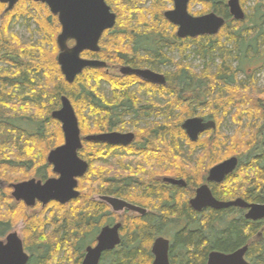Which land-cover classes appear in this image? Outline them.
<instances>
[{
	"label": "trees",
	"instance_id": "16d2710c",
	"mask_svg": "<svg viewBox=\"0 0 264 264\" xmlns=\"http://www.w3.org/2000/svg\"><path fill=\"white\" fill-rule=\"evenodd\" d=\"M106 1L117 15V24L113 30L104 34L100 42L101 52L99 54L85 52L82 55L86 59L106 62V68L86 69L71 85L66 82L56 61L53 63V59H51L47 63L45 62L46 57L43 50L38 56L39 60H33L39 65L30 61L25 63L23 59L21 61L16 56L14 59L18 64V70L17 74H13L16 77L10 80L0 78V94L5 91L19 96L21 102H25L23 107L27 113L25 117L28 122L34 121L44 127L53 123L49 117L50 112L55 110L56 106L60 107L62 96H67L74 108L76 107L75 110L78 109V106H83L85 110L89 111V118L94 123L92 126L95 129L94 132L101 133L125 130L128 128L125 117L156 115L157 106H153L152 103L144 105L139 98V93L147 89L154 94L151 96L150 102H153L152 99L157 96L167 102L169 110L167 120L171 122V124H167L166 122L148 121L142 126V124L135 123V120L132 121V127L140 134L138 139L144 138L145 140L142 154L155 156L163 155L161 152L158 153V150L160 145L165 146L166 144L170 146L169 152L177 154L175 148L181 150L182 142L187 143L189 148L204 150L207 153L221 150L223 143L230 142V139L227 141L220 133L219 128L223 118L230 115L235 109L237 113L232 119L239 127L232 142L235 146L240 145V151L234 154L239 159V167L223 184H210V186L213 195L218 200L232 201L242 198L249 203L264 204V95L252 98V102L245 100V91L248 92V89L238 86L237 76L240 69L233 68L230 63L229 60L234 51L227 47L228 45L234 46L235 50H239L249 39L251 43L248 45L247 52L250 53L253 43H256L257 48L259 45H264V31L261 25L264 15L252 20L250 25L254 24V27H248L250 17L247 16L243 22L235 21L226 5L227 0H194V2H202L206 10L214 11L217 15L225 18L226 25L217 36L181 40L177 37V28L164 17L167 12L165 4L171 0ZM257 1L255 11L259 13L263 2L262 0ZM150 2L151 5L146 7ZM241 4L244 8L245 0H242ZM0 6L3 5L0 3ZM40 22L42 28V21ZM45 26L43 25V27ZM147 41V52L142 55L140 43ZM149 41L153 42L154 46L153 43L151 46ZM194 46L198 48L195 53L204 61L209 60L213 64L216 58L221 59L222 62L216 71L212 70L210 63H206L204 71L197 74L190 65L175 62L169 56L172 52H178L181 57H184V60H187ZM9 48H13L10 51L14 55L35 56V53L37 54L34 51L25 52L19 41L7 39L2 42L0 47V62L6 63L5 55L10 52ZM253 51L255 58L264 54V50ZM24 58L26 59L25 56ZM54 64L56 69H54ZM161 64H171L177 70L173 73H166L168 84L165 87H153L142 84L134 76H121L119 73H112L113 69L124 65L154 69ZM55 72L57 73V85H54L55 79L52 77ZM104 83L109 86L108 94L101 91ZM233 83L235 84L233 85ZM137 85L142 87L137 90ZM232 91L233 95H231ZM224 92L228 94L224 96ZM234 96L237 97L234 98ZM50 99L54 101L51 107H49ZM186 103L193 108L191 115L196 113L197 109L202 108L212 111V114H208L206 118L214 120L217 128L206 133L210 134L209 138H204L206 134H203L198 142L192 143L182 129L181 121L172 122V118L176 114L173 113L178 110V106ZM246 113H248L246 116L251 120L256 115L263 119L253 126L244 124ZM12 122L7 127L0 123V137L4 135L5 130L20 132ZM82 122L89 133L91 126H88V120L85 119ZM44 133H46L45 128L41 131L42 135L26 134L25 137L28 141L35 142L45 138ZM82 133L85 134L83 130ZM101 146L84 143L79 152L82 159L91 158L92 160V167L87 176L80 180L81 184H86L87 181L93 179V175L101 176L95 173L97 168L94 164V161L99 162L107 156L100 153ZM88 147L91 150L89 154H87ZM24 149L25 156L35 155L32 154L30 146L26 145ZM2 153H4L3 150L0 151V158L3 160L0 174L6 180L11 179L10 182L24 181V179L16 177L17 172H20L16 169L30 168L31 166L26 165L27 162L22 164L16 162L14 156V158L3 157ZM213 167L203 172L200 181L202 184L207 183V177ZM51 173L48 163H43L42 170L39 173L35 172V175L45 180L52 176ZM184 176L190 182L187 190L194 193V189L199 185L196 177L192 179L191 176ZM108 180L114 183L117 179L111 177ZM97 184L100 182L98 181ZM170 187L172 190H183L175 186ZM107 191L111 195L123 197L129 201L133 200L132 196L124 192L120 195L121 189L115 187L114 184L107 187ZM6 201L9 202L4 205ZM102 206L99 203H92L80 195V198L73 204L66 206L52 204L46 208L41 207L38 213L28 214L23 203L10 200L5 190L0 188V238H5L13 226L22 219L26 224L23 232L26 249L34 256V264H81L86 247L94 244L100 229L105 225L114 224L116 219L120 218L113 214L106 205L105 214H99L98 209H101ZM170 213L169 219H154L150 216L126 217L122 222L121 244L115 250L105 253L100 264H153V243L158 236L166 231H176L170 251L171 264H207L212 251L232 253L246 245L249 246L246 258L250 264H264V220L249 221L243 216L245 211L237 208L222 211L209 210L208 213L202 215L195 214V216L190 215L177 219H173L174 211ZM47 226L52 228L49 233L46 230Z\"/></svg>",
	"mask_w": 264,
	"mask_h": 264
},
{
	"label": "water",
	"instance_id": "95a60500",
	"mask_svg": "<svg viewBox=\"0 0 264 264\" xmlns=\"http://www.w3.org/2000/svg\"><path fill=\"white\" fill-rule=\"evenodd\" d=\"M21 0H0L7 5L6 13L14 10ZM35 3L45 4L50 12L57 16L61 25V33L57 38L60 50L58 64L68 84H74L76 79L90 68H106L107 63L101 60H91L82 57L83 53L99 54L100 42L107 31L113 30L117 24V15L107 4L106 0H32ZM174 9L167 11L165 19L177 31L181 40L197 39L199 37L217 36L226 25V20L215 12L195 17L189 13V4L192 0H172ZM227 7L231 17L237 22L246 19V13L240 0H228ZM70 42H74L70 46ZM123 76H135L148 84L166 86L165 75L150 69H135L130 66L120 68ZM53 119L62 125L64 145L50 152L48 162L53 166V173L57 178H51L45 183L35 179L28 182L11 184L12 197L17 203H24L27 208L36 207L37 203L48 206L57 202L66 206L80 196L78 191L79 180L89 171V165L79 156L83 147V139L79 120L71 100L67 96L61 97L60 110L52 114ZM215 121L205 122L202 118H191L182 124V129L192 143L199 141L201 135L215 130ZM133 133L112 132L101 135H91L85 138L88 142L108 143L113 146H129L135 141ZM239 167L236 157L225 160L214 166L207 177V183L199 187L196 196L191 200L192 208L197 212L205 209L217 211L237 208L246 210L245 218L258 222L264 220V204L249 203L242 198L232 201L218 200L209 184H223L234 174ZM165 182L187 187L183 179L166 178ZM103 200L112 207L114 212L132 211L145 214L146 211L126 201L113 197H104ZM122 225L106 226L100 232L95 247H88L82 264H100L105 253L115 250L121 244L120 229ZM170 240L157 238L152 246L153 264L170 263ZM249 246H243L232 253L212 251L207 264H250L246 256ZM30 260L19 234L10 233L5 240H0V264H28Z\"/></svg>",
	"mask_w": 264,
	"mask_h": 264
},
{
	"label": "rangeland",
	"instance_id": "374dc122",
	"mask_svg": "<svg viewBox=\"0 0 264 264\" xmlns=\"http://www.w3.org/2000/svg\"><path fill=\"white\" fill-rule=\"evenodd\" d=\"M171 1L165 4L167 11L173 10L174 4H173V1L172 2ZM240 2L242 3V0H240ZM262 2H263V5L260 6L259 13H257L255 11V8L257 7L258 1L257 0H245V6L244 8L243 7L242 8L246 13V17L247 16L250 17V20L248 22V27L249 26L254 27L255 26L254 24L250 25L253 22L252 20H256V18L258 17L260 18V16L262 17L264 15L263 13L264 12V0H262ZM32 3L37 4V5H33ZM150 5H151V2L146 7ZM6 7L7 6L5 5L0 6V47H1L2 42L4 40L7 41V39H11L13 41H19L22 44L23 50H25V52H28V53L32 51L37 52V54L35 53V56L24 55V54L23 56H19L20 60L23 59L25 63L28 61L33 62V60L38 61L39 60L38 56L42 50L44 51V54L46 57V60H45L46 63L47 61L51 59H53L52 61L53 63H55V61L56 63H58L57 59H58L60 50L57 45V38L60 35L62 28L59 22H57L56 17L53 16L52 13L50 12L49 8L45 4L35 3L32 0H28V1L22 0L21 2L17 4L14 10L10 13H6ZM189 12L192 16H200V15L203 16V14H206V13L209 14L214 11L206 10V7L204 6L202 2H199V1L194 2V0H192V2H190L189 4ZM40 21H42L43 25H46L45 27H43L42 25L43 31L40 26L41 25ZM261 25L264 31V18H263V22ZM246 42L247 43L243 45L239 50H235L234 46L228 45L227 47L229 50L234 51L233 55L230 57V60H229L230 63L232 64L233 68L240 69V73L237 76V84L239 87L243 86L245 89H248V92L244 90L245 95H246L245 100L252 102V98L258 97L259 95H264V54H260L259 58H255L254 51H253L257 49L259 52L264 50V45H259L257 48L256 43H253V47L250 48L251 49L250 53H248L247 52V50H249L248 45L251 43V40L247 39ZM149 43L151 44L153 42L149 41ZM146 44H148V41L140 43L141 45L140 53L142 55H145L147 52ZM69 45L73 46L74 44L70 42ZM153 46H154V43H153ZM197 49H198L197 46L193 47V50L190 52V57L187 58V60L186 59L184 60V57H181L178 52H172L169 54V56L173 58L175 62L181 63L183 65L184 64L190 65L197 74H201L204 71V69L206 68L205 66L206 63L208 64L210 63L212 70L216 71L218 65H220V63L222 62L221 59L216 58L214 60V63L211 64V61L209 60L204 61L203 59L199 57L197 53H195ZM25 52L23 51V53ZM24 56L26 57V59L24 58ZM234 57L235 59H233ZM33 64H37V63L33 62ZM54 66H55L54 69H56L55 64ZM3 67L4 66L0 64V68H3ZM118 69L119 67H117V69L115 68V70H113L112 73L113 72L119 73V71H117ZM151 70L157 73L163 74V75L164 74L166 75V73H173L177 71L176 67L171 64H163V65L161 64L160 66H156L154 69H151ZM0 74H1V71H0ZM56 74L57 73L55 72L54 75L52 76L55 79V82L53 81L54 85L58 84ZM234 84L235 83H233V85ZM138 89L139 88L137 87V90ZM101 91L105 94H108L109 86L104 83L102 85ZM220 94H221V91L219 92V95ZM227 94L228 93L224 92V96ZM233 94L234 93L232 91L231 95ZM153 95H154L153 92H149L147 89H144L141 91V93H139V98L142 100V104H143L144 102H150L151 96ZM235 97L237 96H234V98ZM51 100H52V103H50ZM152 100H154L155 104H158L159 106L165 105V102L161 100L160 96L159 97L157 96L155 97V99H152ZM50 102H49V107L53 106L54 104L53 99H50ZM3 103L0 101V114L3 111L2 108H5L6 111L9 112L10 114H12L13 112L16 113L15 110L17 109V107H19V109H21L24 114H27L26 111H24L25 108L23 107V104L25 102L15 101L13 105L12 106L9 105V107H4ZM60 108H61V104H60V107L56 106L55 110L60 109ZM177 109L178 110H176L173 113V114L176 113L175 116H173V118L171 117L172 122H175V123H177V120H178V122L181 121V123L183 124L184 121L190 117H194V116L206 117L208 114L210 113L212 114L211 110L207 108H202V109H197V112L191 115V111L193 108L189 107L187 103L178 106ZM75 111H76V115L79 120V126L81 129V133H82V130L85 132V134L82 133V135L97 134L96 132H94L95 131L94 127H92L94 126V123H93V120L89 118L90 117L89 111L85 110L83 106H78V109H76ZM22 112H19V114H21ZM166 112L164 113V115L168 118L169 110L167 109ZM236 113L237 111L234 109L230 115L223 118V122L221 123L219 130H220V133L223 134L224 137L227 139V141L228 139H230V142L229 141L224 142L221 150L215 151L216 153L215 152L207 153L204 150L189 148V145L187 143L182 142L181 150L175 148V151L179 155L169 152L170 146L166 144L165 146L160 145L159 150L162 151L161 153L163 155H157V156L146 155L144 156L145 161H143V159L140 161L139 157L125 156L122 158V164L119 167L115 166L116 162L112 165H102L100 163L95 164L96 165L95 167L97 168L95 173L101 176L95 177L96 175H93V179L87 181L86 184L80 183L81 195H83L85 199H91L95 197V193L93 192V190L94 188L98 186L97 182L98 181L101 182L100 180L101 178L107 179V178L113 177V178L120 179L126 176H131L132 173L137 172V170L151 172L154 175H159L160 177L170 176V177H177V178H182V179H185L184 175L189 176V177L191 176L192 179L196 177L195 179H197V184H199L196 188H198L202 184L200 181L203 177V172L206 169H210L211 167H213L214 165L218 163L220 164L224 162L225 160L235 157L234 154L240 151V148H239L240 145L235 146L233 145V142H232L233 138L235 137L237 133L238 127H239L238 125L235 124V122H233V119H232V117ZM45 114H47V112H45ZM247 114L248 113H246L245 116ZM174 117L176 118L174 119ZM85 119L88 120L87 122L88 126L89 125L91 126L89 133L86 131V129L82 125L83 123L82 121H85ZM262 119L263 117L262 118L260 116L258 117V115L254 116L253 120H251L250 117L248 118V116H246V118L244 119V124H249L253 126L257 123H260ZM130 120H136L137 122H140V123L147 122V120L144 118H140V117L134 118V115L127 117L126 121L128 122ZM151 122L160 123L161 120L154 118L153 120H151ZM162 122L171 124L170 120H164ZM22 127L24 128V130L29 131V132L36 131V128L33 125H30L29 123L22 124ZM49 129H50L49 137L45 141H40V140L35 141V142L28 141L25 138L23 139L20 138L19 134H17L15 131H12V130H5L4 135L0 137V151L3 150L4 152L2 153L3 157H13L14 156L15 158L14 157L13 158L15 159L16 162L18 163L20 162V164H22L23 162H27L26 165L31 166L30 168H24V167L17 168L16 171H20V172H17L18 173L16 175L17 178L20 177L24 179L25 181V180H30L32 178L38 177L37 175H35L36 170L34 168L37 169V167H39L43 163H47V157H48L49 152L52 149H54L56 146H60L64 143V134L62 131V125L59 122L53 120L52 126H49ZM133 130L134 129H132V126L131 127L128 126V128H126L125 130H118V131L120 132L130 131L131 132ZM209 137H210V134H206L204 136V138H209ZM26 145L32 148V154H35L34 156L33 155L30 157L25 156L24 147H26ZM18 148H22V149L20 150ZM157 158L159 159L155 162ZM2 161H3L2 158H0V168L1 166L3 167ZM110 161L114 162L113 159H111ZM100 165H101V168L99 169L98 166ZM1 172L2 170L0 169V173ZM51 174L53 175V173ZM148 177L150 176H147V177L145 176V178H148ZM10 180H6L0 174V183H3V184H0V188L5 190V193L10 200L16 202L12 197L13 191L10 188V185L12 183H17V182H13V181L10 182ZM7 202L9 201H6L4 205H6ZM38 207L37 206L34 208L26 207L27 208L26 211L28 212V214H34V212L38 213L40 212L41 206L40 208ZM115 215H119V214H115ZM123 217L125 218L127 217V215L124 214ZM123 221L124 219L119 218V219H116L115 223L123 222ZM25 228H26V224L24 223V220L20 219L13 226L10 233L16 232L19 234V236L22 237ZM50 229H52L51 226H47L46 230L48 231V233ZM175 232L176 231H171L165 235L167 239L172 241L171 243H173V236Z\"/></svg>",
	"mask_w": 264,
	"mask_h": 264
},
{
	"label": "flooded vegetation",
	"instance_id": "af4514ba",
	"mask_svg": "<svg viewBox=\"0 0 264 264\" xmlns=\"http://www.w3.org/2000/svg\"><path fill=\"white\" fill-rule=\"evenodd\" d=\"M22 1V0H21ZM20 1V2H21ZM192 2V1H191ZM227 5V4H226ZM7 6V5H5ZM17 6V5H16ZM15 6V7H16ZM8 8V6L6 7V9ZM174 9V7H173ZM13 11V10H12ZM11 11V12H12ZM10 13V12H8ZM190 13V12H189ZM53 15V14H52ZM55 16V15H53ZM202 16V15H200ZM56 17V20L57 22H59V19L57 16ZM195 17H199V16H195ZM225 19V18H224ZM226 20V19H225ZM175 27V26H174ZM178 30V29H177ZM187 40V39H185ZM10 46V45H9ZM13 49V48H12ZM11 48L8 49V51L12 50ZM6 54V52H5ZM6 56V63L4 62H0V64H2L4 67L3 68H0V71H1V74H0V78H6L8 80L10 79H14L16 76L13 75L14 73L17 74V70H18V64L17 62L15 61V57L19 55H14L13 52H8V54L5 55ZM91 60H95V59H91ZM97 60V59H96ZM124 66H130V65H124ZM107 67V66H106ZM123 67V66H121ZM132 68H134L133 66H130ZM135 69H150V68H135ZM115 70V69H113ZM151 70V69H150ZM119 71V74L121 75L120 73V68L117 70ZM165 75V74H164ZM13 76V78H11ZM123 76V75H121ZM135 77V76H134ZM166 79H167V82H168V78H167V75H165ZM138 78V77H136ZM139 81L143 84H147V85H150V86H153V87H165V86H157V85H152V84H148V83H145L144 81H142L140 78H138ZM168 84V83H167ZM138 88L139 87H142L141 85H137ZM167 86V85H166ZM3 93L0 94V101L1 102H4L3 103V106L4 107H9V105H13V103L16 101V102H21L19 96H17L16 94L14 93H9V92H5V91H2ZM31 97V96H29ZM162 100V98H161ZM163 102V101H162ZM165 102V101H164ZM149 103H152L153 106H157L158 108V112L156 115H149L148 116H142L140 115L139 117L140 118H144L147 120V122H151V120H153L154 118H157L159 120L164 121V120H167L168 118L164 115V113L167 111V107H168V104L167 102H165V105L163 106H159L158 104H155V101L153 102H144L143 104H148ZM161 108V109H160ZM166 109V111H165ZM2 113L0 115V123H2L5 127H7L11 121L13 126L16 127L17 129L20 130V132H18L17 134H19L20 138H25V135L26 134H29V135H42L41 134V131L45 128L46 130V133H44V135H46L45 138L43 139H39L40 141H45L46 139H48L49 137V126H52V123L51 124H47L45 127L42 126L41 124L39 123H35L34 121H30L28 122L27 118L25 117L26 114H24L22 112L21 109H19V107H17V109L15 110L16 113H12L10 114L9 112L6 111L5 108H2ZM60 109H57V110H53L51 111V113L49 114L50 116V119L52 120H55L53 119L52 117V114L56 111H58ZM19 112H22L21 114H19ZM156 116V117H155ZM191 118H202L205 120V122H209V121H214L212 119H209V118H206V117H200V116H194V117H190L188 119H191ZM127 117H125V121H126ZM186 119V120H188ZM145 120V121H146ZM185 120V121H186ZM57 121V120H55ZM132 121L133 120H130L128 121V126L131 127L132 126ZM184 121V122H185ZM8 122V123H7ZM58 122V121H57ZM127 122V121H126ZM147 122L145 123H140V122H137L135 120V123H139V124H146ZM25 123H29L30 125H33L35 128H36V131L34 132H29V131H26L24 130V128L22 127V124H25ZM131 125V126H130ZM142 125V126H143ZM132 129H134V127H132ZM23 131V132H21ZM184 131V130H183ZM112 132H119V133H122V134H125V133H133L135 135V141L129 145V146H113V145H110L108 143H96V142H88L85 140L86 137L88 136H91V135H101V134H106V133H112ZM185 132V131H184ZM209 132V131H208ZM206 134V133H205ZM82 135V133H81ZM18 136V137H19ZM138 136H140V134L134 129L133 131H129V132H120L118 130H115V131H110V132H101V133H97V134H90V135H82V139H83V145L84 143H93V144H99V145H102L99 149L100 150V153H104V155H107L104 159H102L101 161H94V164H102V165H112L116 162L115 166H120L122 164V158L127 156V157H139L140 158V161L143 159V161H145V158L144 156H146L145 154H142L143 153V149L142 147L145 145V140L144 138H141L140 140L138 139ZM42 138V137H41ZM64 145V143L62 144ZM60 145V146H62ZM60 146H56L54 149H52L50 152H52L53 150H55L56 148L60 147ZM83 148V147H82ZM82 150V149H81ZM80 150V151H81ZM79 151V152H80ZM49 152V154H50ZM91 152L90 148L88 147L87 148V154H89ZM159 152H162L160 150H158V153ZM48 154V156H49ZM111 159L114 160V162L110 161ZM159 158H157L155 160V162L158 160ZM84 161H86L89 165V170L90 168L92 167V160L91 158H88V159H83ZM142 161V162H143ZM47 163L48 165L50 166L51 170H52V173H53V166L51 164H49L48 162V157H47ZM96 166V165H95ZM33 167V166H32ZM99 169L101 168V165L98 166ZM43 168V164L40 165L39 167L34 168L37 172L39 173ZM89 172V171H88ZM136 173V174H135ZM88 174V173H87ZM86 174V176H87ZM85 176V177H86ZM145 176H150L148 178H145ZM58 176L55 175L53 173L52 176H50L49 178L47 179H42V178H39V177H36V178H32L30 180H37V181H42L43 183H45L47 180L51 179V178H57ZM84 177V178H85ZM166 178H174V179H182V178H177V177H168V176H164V177H160L159 175H154L153 173L151 172H147V171H143V170H137V172H134L132 173L131 176H126V177H123V178H115L117 180H115L114 183L112 182H109L108 178L107 179H103L101 180L100 184H98V186L96 188H94L93 192L95 193V197L89 199L92 203H99V205H103L101 209H98L99 210V214L102 213V215L105 214V205L109 207L110 211L113 213V214H119L118 216H120V219H125L123 216L124 214L127 215V217H130V216H133V217H136V218H143V217H147V216H150V217H153L154 219H169L171 216V211H174L175 213H172L173 214V219H177L179 217H187V216H190V215H193L195 216V214H203V213H208L209 210H212V209H205L203 210L202 212H197L195 211L190 202L192 199L195 198L196 196V191L199 187H201L202 185L206 184V183H203L201 186H199L198 188H196L194 190V193H192L191 190H187L188 188V184H190V182H188L187 180L183 179L186 181L187 183V187H178V186H175V187H178V188H182L183 190H180V191H177V189L175 190H172L170 186H174V185H171L167 182H165V179ZM30 180H25V181H21L19 183H23V182H28ZM81 180V179H80ZM80 180H79V183H80ZM111 181V180H110ZM102 183V184H101ZM125 183V184H124ZM0 184H3V183H0ZM12 184H18V183H12ZM115 185V187H119L121 189V193L120 195H122V193L124 192L125 194H129L130 196H132V199L133 200H126L125 198L123 197H118L116 195H111L109 194V192L107 191V187H110L112 185ZM210 186V184H209ZM211 188V186H210ZM212 190V189H211ZM78 191L80 192V195H81V188H80V184H79V187H78ZM108 193V194H106ZM192 194L194 196H192ZM104 197H113V198H118V199H121L123 201H126L136 207H139L143 210L146 211L145 214H141V213H137V212H132V211H123L121 213H117V212H114L112 207L109 206L104 200L103 198ZM191 197V198H190ZM80 198V196H79ZM78 198V199H79ZM78 199L76 200H73L71 201L69 204L67 205H70V204H73L75 201H77ZM24 204V203H23ZM52 204H59L57 202H51L48 206L52 205ZM105 204V205H104ZM177 204V206H176ZM40 205L42 208H46V207H43L42 204L40 203H37L36 206ZM176 206L175 209H173L174 207ZM245 213L243 214V216H246L247 214V211L244 210ZM123 215V216H122ZM116 224H121L122 227L120 229V236L122 237V229H123V223L122 222H116L114 224H110V225H105L103 226L99 233L97 234L96 236V239H95V242L94 244H91L89 246L86 247L85 249V255H86V250L88 247H95L97 245V238L98 236L100 235V232L102 231V229L106 226H114ZM169 233V231H166L164 232L162 235L158 236L157 238H160V237H165V235ZM10 234V233H9ZM8 234V235H9ZM7 235V236H8ZM7 236H5V238H0V240H5L7 238ZM20 238L22 239L23 241V244H24V248H25V251L26 253L29 255L30 257V260H29V263L28 264H34V256L32 255V253H30L29 250L26 249V244H25V237H24V233L22 235V237L20 236ZM156 238V239H157ZM155 239V241H156ZM167 239V238H166ZM169 240V239H168ZM154 241V242H155ZM172 242V241H170ZM154 244V243H153ZM171 247H172V243H171ZM171 251V249H170ZM31 254V255H30ZM85 257V256H84ZM103 258V257H102ZM84 260V259H83ZM102 261V260H101ZM83 262V261H82ZM101 263V262H100ZM82 264V263H81Z\"/></svg>",
	"mask_w": 264,
	"mask_h": 264
},
{
	"label": "bare ground",
	"instance_id": "6f19581e",
	"mask_svg": "<svg viewBox=\"0 0 264 264\" xmlns=\"http://www.w3.org/2000/svg\"><path fill=\"white\" fill-rule=\"evenodd\" d=\"M172 2V1H171ZM205 15V14H204ZM111 31V30H110ZM96 60V59H95Z\"/></svg>",
	"mask_w": 264,
	"mask_h": 264
}]
</instances>
